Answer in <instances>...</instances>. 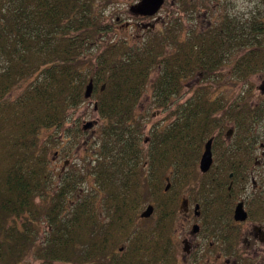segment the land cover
<instances>
[{
    "label": "trees",
    "instance_id": "obj_1",
    "mask_svg": "<svg viewBox=\"0 0 264 264\" xmlns=\"http://www.w3.org/2000/svg\"><path fill=\"white\" fill-rule=\"evenodd\" d=\"M192 3L182 0V9L196 11ZM93 7V0H0V264H19L28 254L39 264H178L168 226L183 193L198 186L204 145L232 123L231 143L218 155L247 156L249 125L264 116V99L254 104L253 94L231 103L213 94L215 85H194L188 96L184 91L196 75L216 84L231 61L237 80L264 71L263 20L251 19L246 35L223 11L217 23L184 40L165 30L132 47L123 39L98 44L110 27ZM211 10L202 12L210 16ZM154 69L152 105L172 109V121L147 136L137 110ZM23 81L25 88L13 95ZM90 81L103 120L93 154L83 166L70 163L53 174L48 154L59 140L53 135L41 144L39 134L69 126L70 147H76L88 130L75 132L69 112L88 99ZM245 163L220 161L218 181L228 184L234 170L239 177ZM85 179L91 187L79 189ZM224 187L233 193L234 186ZM229 201L219 205V220L232 219ZM150 202L159 213L151 225V217L139 214Z\"/></svg>",
    "mask_w": 264,
    "mask_h": 264
},
{
    "label": "rangeland",
    "instance_id": "obj_2",
    "mask_svg": "<svg viewBox=\"0 0 264 264\" xmlns=\"http://www.w3.org/2000/svg\"><path fill=\"white\" fill-rule=\"evenodd\" d=\"M141 0H93L94 10L97 12L101 11L102 17L104 19V23L108 24L110 30L108 33H102L99 39L100 41L98 44L104 42H117L119 40H124L129 46L135 44H142L145 42H149L150 38L153 36L161 35V33L167 30V36H177L179 39L184 40L189 37L191 32L194 31H202L208 27V24H215L221 18H223V11H228L231 16L236 20L237 23L242 25L244 28L247 29L245 32L246 35L250 34L249 30V23L251 19L256 18L258 20L264 21V0H193L198 4L196 6V11H185L182 5V0H165L164 5H162L161 10L152 17L142 18L139 14L133 11V8L140 3ZM190 1V0H188ZM195 3V5H196ZM220 4L219 8L213 9V5ZM209 5V7H208ZM211 10L210 16H202L205 9L209 8ZM204 10L202 12V10ZM200 13H197V12ZM195 12V13H194ZM246 25V26H245ZM163 36V35H161ZM259 39H263V36ZM170 42H167V46L164 47V50L168 53L172 51L171 46L169 45ZM249 46L245 47L244 49H236L230 55L231 60H235L237 56L241 55L248 49ZM233 63L228 64L224 69H222L223 74L219 79L217 76L216 84L212 83L209 80H206L204 77L201 76H194L189 78L185 84V96L189 95V90L192 87L200 85H207L213 91L214 95H218L219 97L223 96L227 98L229 102L237 101L238 97L252 95L255 100H259L261 98V91L260 86L264 83V71H259L247 79L245 82L244 80H237L232 72ZM158 71L154 69L151 77L150 82L145 91L143 96L142 102L138 107V114H140L145 122L146 127V135L148 136L149 130L151 131L155 125L158 124H168L172 121L169 119V113H171L170 109L168 112H162V110L155 108L152 105V91L153 85L152 83L156 79ZM196 83V84H195ZM195 85V86H194ZM26 86V82H21L13 92V95H18ZM215 96V97H216ZM95 99L91 96L88 98L84 103L77 109H72L69 113L71 114L73 120L70 122L69 125L74 127L75 132L78 131V128H81L83 132V125L88 122H94V125L88 129L84 134L81 136L79 142H76V147L71 148V144L75 142V140L71 137V133L67 130L66 126L59 130L56 129H43L40 136V143L46 144L50 143L51 136H56L59 140V143L53 147L50 151L49 158H50V166L53 171V174H60V172L65 169L66 166H69L70 163H78V165L83 166L86 160H89L93 154L94 150V140L99 135V131L103 124V120L101 119L99 113L95 110ZM264 118V117H263ZM264 121V120H263ZM258 124V132H264V122ZM233 124L230 123L223 134L221 135L223 139L226 138V133L228 129L232 128ZM262 125V126H261ZM261 126V127H259ZM264 135V134H263ZM67 138H70V141H67ZM66 140V144H63ZM67 150L68 153L66 157H64V151ZM56 151L61 152V154H55ZM69 154V155H68ZM66 160L67 164H66ZM54 182L58 183V180L54 177ZM91 181H86V179L80 183L79 189L90 188ZM190 197L195 198L198 193V189H194L192 191H186ZM184 193V194H185ZM185 198L188 197L187 194L184 195ZM72 204L76 203V199L71 197ZM195 202V201H194ZM153 204V202H150ZM149 204V203H148ZM146 204L143 210L148 205ZM182 204V199L178 204L177 208V215L172 224V229L169 227V231H171V235L173 236V241L175 242L176 254L178 256V264H182V260L184 257L189 258L186 254V250L184 249L186 245L182 241V234L181 229L184 228L186 225L183 226V220L185 217L181 215L180 206ZM154 205V204H153ZM156 207V205H155ZM143 210L139 211L142 212ZM154 214L151 216V221L147 224L151 225L157 222V218L159 213L157 212L156 208L154 210ZM141 224V223H139ZM141 225H144L143 223ZM188 225V224H187ZM46 231L42 230L40 238H45ZM246 243H244L245 246ZM127 247V244H125ZM257 247L262 248V245H258ZM124 249V248H123ZM122 249V250H123ZM264 251V249H263ZM251 256V255H250ZM252 264H264V254L261 256H251ZM206 257L204 258V260ZM202 263V262H200ZM19 264H39V260L36 259L35 255L28 254V256Z\"/></svg>",
    "mask_w": 264,
    "mask_h": 264
},
{
    "label": "flooded vegetation",
    "instance_id": "obj_3",
    "mask_svg": "<svg viewBox=\"0 0 264 264\" xmlns=\"http://www.w3.org/2000/svg\"><path fill=\"white\" fill-rule=\"evenodd\" d=\"M219 7L218 3L213 5V9ZM203 15L209 16L207 13ZM142 18L147 17L142 16ZM259 89L261 91L259 100H262L264 84ZM258 101L253 97L252 103L257 104ZM263 117L262 115L254 117V122L249 125L250 139L244 141L246 151L249 153L247 156H219L218 150L222 151L224 146L230 145L233 128L228 129L225 139L221 136L223 132L215 133L211 137L213 163L207 172H203L200 168V160L205 150L206 144L204 145L198 165L196 200L185 193L186 191L184 193L188 197L185 198L184 193L181 197V215L185 217L183 226L186 225L182 227L181 234L182 241L186 245L184 249L187 253L184 255L189 256V258L184 257L182 264L200 262L201 264H252L251 256L264 254V132L261 130L258 132V124L262 123ZM56 154L58 155L57 152ZM230 158L246 162L243 166L245 172L237 174L239 177H236V171H231L228 174V184L227 181L220 183L218 178L223 175L220 171L222 169L220 161ZM225 185H228V189L234 186L233 193H226ZM229 200L233 203L232 219L219 220L222 219L218 214L219 205H226ZM239 203H243L247 212V219L244 221L235 219V209ZM229 240L237 242V247L229 243ZM258 245L263 247L259 248Z\"/></svg>",
    "mask_w": 264,
    "mask_h": 264
},
{
    "label": "water",
    "instance_id": "obj_4",
    "mask_svg": "<svg viewBox=\"0 0 264 264\" xmlns=\"http://www.w3.org/2000/svg\"><path fill=\"white\" fill-rule=\"evenodd\" d=\"M165 0H141L140 3L133 8V11L139 14L141 17H152L156 15L164 5ZM93 94V82L90 81L87 85L85 97L90 98ZM94 125V122L85 123L84 129L88 130ZM212 142L213 139H209L205 145V150L202 154L200 160V168L203 172H207L210 169V166L213 163V151H212ZM170 187V183L167 185L166 189ZM155 210V205L149 203L146 208L141 212V218H150ZM235 219L238 221H244L247 219V212L244 209L243 203H239L235 209Z\"/></svg>",
    "mask_w": 264,
    "mask_h": 264
}]
</instances>
